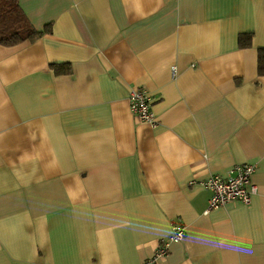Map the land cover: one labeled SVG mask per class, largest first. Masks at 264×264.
<instances>
[{"label": "crops", "instance_id": "0c3cea01", "mask_svg": "<svg viewBox=\"0 0 264 264\" xmlns=\"http://www.w3.org/2000/svg\"><path fill=\"white\" fill-rule=\"evenodd\" d=\"M19 3L49 31L0 44V264H144L176 222L157 264H264V0ZM244 163L252 201L208 211Z\"/></svg>", "mask_w": 264, "mask_h": 264}, {"label": "built area", "instance_id": "2783aa9c", "mask_svg": "<svg viewBox=\"0 0 264 264\" xmlns=\"http://www.w3.org/2000/svg\"><path fill=\"white\" fill-rule=\"evenodd\" d=\"M172 74L177 75V67H173ZM131 111L143 122L156 126L159 122L153 111V97L148 89L144 87H133L129 95ZM255 164L234 165L226 175L214 174L204 181L211 191L208 211L217 209L226 203L241 202L249 204L253 196L258 192V187L252 182L253 174L256 172ZM172 234L160 241L155 254L144 264H157L158 260L170 251L173 241H180L186 236V226L182 223H174Z\"/></svg>", "mask_w": 264, "mask_h": 264}, {"label": "trees", "instance_id": "16d2710c", "mask_svg": "<svg viewBox=\"0 0 264 264\" xmlns=\"http://www.w3.org/2000/svg\"><path fill=\"white\" fill-rule=\"evenodd\" d=\"M48 31L49 27L38 30L32 25L19 0H0V44L16 45L40 37ZM239 44L244 48L251 46L252 34H241ZM259 72L264 74V49L259 55Z\"/></svg>", "mask_w": 264, "mask_h": 264}]
</instances>
